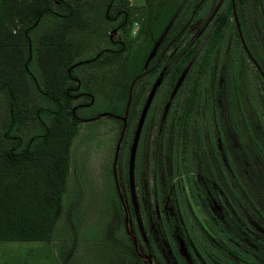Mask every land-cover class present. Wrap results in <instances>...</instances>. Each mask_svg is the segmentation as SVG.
<instances>
[{
	"label": "flooded vegetation",
	"instance_id": "af4514ba",
	"mask_svg": "<svg viewBox=\"0 0 264 264\" xmlns=\"http://www.w3.org/2000/svg\"><path fill=\"white\" fill-rule=\"evenodd\" d=\"M106 5L104 16L111 26L107 39L117 45L106 49L115 51L129 38L126 31L134 8L131 1L125 7L120 0H106ZM142 10L133 21L136 28H159L163 19ZM174 17L175 13L157 37L149 36L141 70L129 81L133 88L118 113L120 120L125 118L119 145L127 165L140 111L157 82L134 148L144 181L143 193L140 182L135 184L134 199L142 235L134 212V233L124 228L125 234L132 240L135 260L142 264H264V0H195L170 37ZM191 48L192 56L185 60ZM98 54L99 50L80 62L89 63ZM182 71L162 119L163 106ZM76 89L71 92L76 98L87 94ZM189 94L192 110L205 120H195L193 126L190 120L184 122L190 127L182 129L185 135L193 128L192 141L187 135L177 148L174 121L168 116L173 106L176 110L181 105L187 112L193 108ZM177 96L182 103L174 105ZM88 103L81 100L72 106ZM180 170L193 172L188 188L197 212L190 226L181 210L183 183L172 178Z\"/></svg>",
	"mask_w": 264,
	"mask_h": 264
},
{
	"label": "trees",
	"instance_id": "16d2710c",
	"mask_svg": "<svg viewBox=\"0 0 264 264\" xmlns=\"http://www.w3.org/2000/svg\"><path fill=\"white\" fill-rule=\"evenodd\" d=\"M120 1L125 7L127 0ZM194 1L144 0L146 7L163 19L159 28L147 31L148 36L157 37L175 13L168 30L171 37L173 26L179 18L188 17ZM80 4L81 0H0V239H48L63 210L68 150L79 120L71 110L77 107L72 106L76 97L71 92L81 86L79 76L72 72L79 52L74 42L66 39V29L81 22ZM49 14L63 20L54 23V32L42 35L35 45L30 31ZM125 49L126 44L115 51L100 49L96 60L102 58L97 63H108ZM147 50L148 45L135 73L140 72ZM192 50L187 49L185 60ZM34 58L41 61L39 78L31 67ZM178 71L177 67L174 75ZM28 92L36 98L30 101ZM189 98L191 102L193 94ZM121 226L119 218L106 228L114 241H120L115 232ZM122 242L133 252L131 243ZM135 264L142 263L135 260Z\"/></svg>",
	"mask_w": 264,
	"mask_h": 264
},
{
	"label": "rangeland",
	"instance_id": "374dc122",
	"mask_svg": "<svg viewBox=\"0 0 264 264\" xmlns=\"http://www.w3.org/2000/svg\"><path fill=\"white\" fill-rule=\"evenodd\" d=\"M105 1L81 0V22L66 29V39L69 42H74V46L79 52L73 59L72 72L80 78L79 91L87 92V94L74 99L72 102L75 104L81 100L89 101L87 105L71 108L79 120L76 123L75 133L69 145L68 184L67 190L61 198L62 216L65 217L66 213L70 216L71 229L58 228L60 236L68 231L71 238H73V234L76 237V239H73V244L77 252H74L69 264H135V257L138 259V256L135 255L134 251L130 253L129 249H126L127 247L124 248L123 242L120 243L125 240L128 244H132V240L127 237L124 229L127 228L130 232L134 230L132 212L135 214V220L142 235V224L140 218L138 219V215H141V213L140 211L138 213V203L134 201L136 183L140 182L142 193L144 192V181H141V177L138 175L140 172L137 165L138 153H136L135 158L133 153L131 163L128 159L126 165L124 163L125 157H122L121 144L116 153L115 162H113V157L120 126H122V120H120L118 113L122 111L126 102V95L133 88L130 83L126 86L125 83L128 77L139 70L141 58L148 45L147 30L143 27L137 29L133 21H138V13L143 11L142 8L151 17L155 14L161 18L162 16L156 13L155 10H151L150 7H146L144 0H127L133 3L132 8L134 9L132 10L133 21L130 23L128 31H126L127 37H129L126 40V49L119 57L108 63H97L102 57L89 63L80 62V60L94 56L97 50L106 47L117 48V45L110 43L107 39V33L111 26L104 16V7L107 6ZM62 20L61 16L43 15L30 31V36L35 40L34 44H38L42 35L53 33L56 28L54 23H60ZM143 35H145V38ZM32 65L36 71L35 76L39 78L41 75V61L36 62L34 58L31 67ZM37 67L39 70L38 75ZM144 78L135 79V85H139ZM118 82L122 84L121 87L118 86ZM186 93L187 89L182 93V97ZM28 94V99L31 97L30 101L36 98V96L30 95L29 92ZM181 103L177 96L174 105ZM190 104H192L190 107H193V100ZM192 109L194 107L187 112V109L182 110L181 105L176 110L173 106L168 116V120L174 121L172 129L175 136L174 144L177 148L183 140L186 141L184 137L188 135V133L185 135L182 129L190 128L186 127L184 122L190 120V125L193 126L195 120L200 122L205 120L202 113L197 114ZM110 111H115V114L110 113ZM190 135H193V128L188 135L189 138H191ZM192 173L190 170H180L179 176L174 174L172 177L175 180L180 178L183 183L184 194L181 193L185 195V198L184 202L182 204L180 202V204L188 226L192 224L191 215H193V212H197L195 204L191 201V193L188 188ZM65 210L66 212H64ZM62 216L60 225L64 223ZM119 218L122 221V226L115 234L120 241H114L112 239L113 234L107 233L106 228L108 224L118 223ZM66 224L67 221L63 226ZM189 228L192 234L195 233L194 226ZM104 232H106L105 239ZM132 239L134 243L135 239ZM16 243L20 247L32 248L36 242ZM18 253L21 260L19 264H39L45 258L43 252L36 253L35 251L25 250L21 252L19 248ZM62 255L61 263H64L63 261L67 260V251H64Z\"/></svg>",
	"mask_w": 264,
	"mask_h": 264
},
{
	"label": "crops",
	"instance_id": "0c3cea01",
	"mask_svg": "<svg viewBox=\"0 0 264 264\" xmlns=\"http://www.w3.org/2000/svg\"><path fill=\"white\" fill-rule=\"evenodd\" d=\"M67 184H68V174L66 177V187L64 191L61 194V198L67 190ZM62 200V199H61ZM67 209V208H66ZM66 212V210L64 211ZM61 216H58L54 222V225L51 230L50 238L48 239H0V264H19V248L21 252L25 251H35L36 253L43 252L45 258L42 259L39 264H69L74 252L76 251V248L74 249L73 239H76L75 235L73 234V238L70 237V233L68 231L65 232V234L59 235V229L65 228L71 229L70 226V216L68 214H65L64 223L60 225ZM63 220V219H62ZM65 221H67V224H65ZM114 223V222H113ZM106 236V232H104V239ZM72 242H71V239ZM16 242H36L33 244L32 248H26V247H20L19 245H16ZM46 244V245H45ZM60 247V248H59ZM64 251H67V260L63 261L64 263H61L63 253ZM71 252V253H70ZM77 252V251H76ZM70 253V254H69ZM66 256V255H65Z\"/></svg>",
	"mask_w": 264,
	"mask_h": 264
},
{
	"label": "water",
	"instance_id": "95a60500",
	"mask_svg": "<svg viewBox=\"0 0 264 264\" xmlns=\"http://www.w3.org/2000/svg\"><path fill=\"white\" fill-rule=\"evenodd\" d=\"M170 24V20L168 22V24L165 26V29L167 28V26ZM165 29L163 30V32H165ZM154 48V47H153ZM153 52V49H151V51L149 52V54L147 55L146 57V60L145 62L148 60V58L151 56ZM183 73L184 71H182L179 76L177 77L172 89H171V92L169 94V97L168 99L166 100L164 106H163V110H162V114H161V118L163 119L165 113H166V110H167V107L169 105V101L170 99L172 98L175 90L177 89L178 85H179V82L183 76ZM157 82H154L150 88V90L148 91V94L146 96V99L144 101V104L142 106V109L140 111V115H139V118H138V122H137V126H136V129H135V133H134V137H133V140H132V144H131V149H130V155H129V160H130V163H131V159L133 157V153H134V148H135V144H136V139H137V136H138V132H139V128H140V125H141V122L143 120V116L145 114V111L147 109V106L150 102V99L152 97V94L154 92V89H155V86H156ZM125 112H126V109H125ZM121 120H122V126H121V131H120V134H119V137H118V140H117V143H116V146H115V153H114V157H113V162H115V159H116V153H117V150H118V146H119V142H120V139H121V136H122V132H123V128L125 126V118L124 116L121 117Z\"/></svg>",
	"mask_w": 264,
	"mask_h": 264
}]
</instances>
